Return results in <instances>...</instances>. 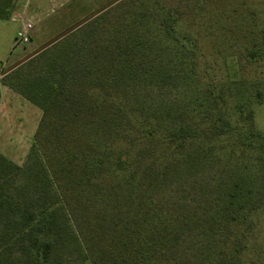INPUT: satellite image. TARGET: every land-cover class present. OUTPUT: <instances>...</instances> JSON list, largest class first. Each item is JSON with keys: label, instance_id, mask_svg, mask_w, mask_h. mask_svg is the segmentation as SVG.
Listing matches in <instances>:
<instances>
[{"label": "trees", "instance_id": "trees-1", "mask_svg": "<svg viewBox=\"0 0 264 264\" xmlns=\"http://www.w3.org/2000/svg\"><path fill=\"white\" fill-rule=\"evenodd\" d=\"M11 1L0 0V19ZM171 10L141 1L119 31L92 41L75 25L1 75L0 84L41 111L25 164L0 154V224L19 233L24 264H59L69 245L80 264H220L241 250L230 246L255 229V216L264 217V195L257 214L251 187L241 186L244 167L232 183L225 172L215 181L221 194L209 214L194 217L186 201L164 200L172 182L207 176L215 155L264 147L253 97L238 79L220 76L215 92L196 87L167 101L135 103L125 94L134 78L148 85L165 75L194 78L196 43L174 35ZM163 50L168 72L154 66ZM203 71L213 76L212 65ZM108 195L113 206L83 223L85 208ZM189 235L201 239L179 263L171 252Z\"/></svg>", "mask_w": 264, "mask_h": 264}, {"label": "rangeland", "instance_id": "rangeland-1", "mask_svg": "<svg viewBox=\"0 0 264 264\" xmlns=\"http://www.w3.org/2000/svg\"><path fill=\"white\" fill-rule=\"evenodd\" d=\"M141 1L145 0H12L5 9L8 18L0 19L1 74L9 75L18 62L75 25L80 30L79 37L91 41L108 36L114 28L119 31L123 14L136 9ZM159 1L172 9L171 13L177 19L174 35L179 37L182 33L188 34L196 43L195 76L183 83L165 75L161 81L149 85L145 83L148 80L134 78L128 82L130 90L125 94L130 95L135 103L167 101L186 97L196 87H203L205 91L204 87L207 86L215 92V80L220 76L227 82L238 79L241 89L249 91L253 97L254 125L264 135V0ZM98 17L100 20H97ZM25 21L31 23L30 40L18 44L16 32ZM167 58L168 54L163 50L160 63L154 64L158 71H171L169 66H164ZM205 64L212 65L213 76L203 73ZM225 67L229 69L227 76L224 74ZM226 103L229 108L232 106L229 100ZM214 112L219 114L220 107H215ZM40 114L38 107L19 94L3 88L0 102L1 155L17 165L25 164ZM214 158L207 176H197L191 185L188 178L168 185L164 190L165 202L177 198L187 202L188 211L194 213V217L209 214L215 209V197L221 194L214 188L215 181L225 172L226 180L232 183L233 175L236 176L238 169L244 167L248 173L242 175L244 180L241 186L247 184L251 187V210L258 214L263 207L264 147L261 149L252 144L249 149L222 152ZM14 180L20 184L23 175H14ZM108 196L111 198L100 197L94 206L85 208L83 223L97 218L98 210L102 212L103 207L113 206V197ZM68 211L76 212V209ZM254 219L255 229L246 238H240L230 246L233 249L237 245L241 250L220 264H264V217L257 215ZM19 237L15 229L7 227L4 230L0 224V264H24L26 255ZM200 239L194 235L186 236L171 255L181 263L191 245L197 244ZM66 251L59 264H80L75 245H69Z\"/></svg>", "mask_w": 264, "mask_h": 264}, {"label": "built area", "instance_id": "built-area-1", "mask_svg": "<svg viewBox=\"0 0 264 264\" xmlns=\"http://www.w3.org/2000/svg\"><path fill=\"white\" fill-rule=\"evenodd\" d=\"M30 32H31V23L30 22H22L21 27L16 32V41L18 44H25L30 40ZM0 67V77H1Z\"/></svg>", "mask_w": 264, "mask_h": 264}, {"label": "crops", "instance_id": "crops-1", "mask_svg": "<svg viewBox=\"0 0 264 264\" xmlns=\"http://www.w3.org/2000/svg\"><path fill=\"white\" fill-rule=\"evenodd\" d=\"M3 88H7L9 90H11L10 88H8L6 85H3V84H0V102H1V99H2V91H3ZM13 91V90H11ZM14 92V91H13ZM16 93V92H15Z\"/></svg>", "mask_w": 264, "mask_h": 264}]
</instances>
